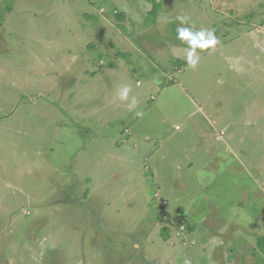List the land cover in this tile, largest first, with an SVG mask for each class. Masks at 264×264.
<instances>
[{"label":"rangeland","instance_id":"rangeland-1","mask_svg":"<svg viewBox=\"0 0 264 264\" xmlns=\"http://www.w3.org/2000/svg\"><path fill=\"white\" fill-rule=\"evenodd\" d=\"M178 27L217 38L194 68ZM199 127L200 160L169 137ZM263 237L264 0H0V264H264Z\"/></svg>","mask_w":264,"mask_h":264},{"label":"crops","instance_id":"crops-1","mask_svg":"<svg viewBox=\"0 0 264 264\" xmlns=\"http://www.w3.org/2000/svg\"><path fill=\"white\" fill-rule=\"evenodd\" d=\"M191 104V103H190ZM191 106H192V108H194L190 113H188V114H186L185 115V117L186 118H190V117H192L195 113H197V112H200V106H199V108L198 109H196V107L193 105V104H191ZM176 131V130H175ZM178 131H180V128L178 129ZM221 131H223V132H225V134H226V131H225V128H223V130H221ZM220 135V134H219ZM225 136V135H224ZM169 137L170 138H172L174 141H175V143L177 144V145H183V144H185L186 146H185V151L187 150V151H189V155L190 156H196L199 160H200V144H202V145H204V149H209L210 147H211V142H210V140H209V138L211 137V135L209 134V132L208 131H204L203 130V128L201 127H199L197 130H192V132H190V133H188V132H185V133H183V134H181V133H172L171 135H169ZM220 137H221V135H220ZM134 138H135V140H140V137H139V135H134ZM208 142H210V144H206V143H208ZM140 146L141 145H137V146H135L134 147V149H133V152L135 153V154H138V156H140ZM147 155H149L148 156V158H150L151 157V154H147V151L143 154V156L144 157H146ZM188 157V156H187ZM189 158V157H188ZM196 180V179H195ZM243 179H240V181H242ZM198 183H200V180L198 179V180H196ZM246 191V189L245 188H243V193ZM196 234V238H194L193 237V235H195ZM194 234V232L193 233H191L190 234V236H188L191 240H193V241H195V243H196V240H198V238H200V226H198L197 227V229H196V233ZM163 244H165L166 246V249H167V251L165 250V253H166V255L161 259V263H163V264H166L168 261H171V258H172V255L175 253V251L173 252V249H172V247H171V243H170V241H165ZM181 244V243H180ZM174 246V245H173ZM181 246H182V244H181ZM195 246V245H194ZM176 247V246H175ZM187 254H189V253H186V252H184L183 253V256H181V257H179V255L176 257V259L175 260H172L173 262L175 261H178V263H180L179 261L180 260H182V261H184L185 259H187L189 256L187 255ZM190 258H192V257H190Z\"/></svg>","mask_w":264,"mask_h":264},{"label":"clouds","instance_id":"clouds-1","mask_svg":"<svg viewBox=\"0 0 264 264\" xmlns=\"http://www.w3.org/2000/svg\"><path fill=\"white\" fill-rule=\"evenodd\" d=\"M177 20L180 21V24H186L188 22L187 17H177ZM177 36L179 39L187 42L188 47L186 61L190 67H195L199 61V54L197 51H191L194 46L196 49L199 48L201 50L213 48L217 43V38L212 31H193L190 27H178L177 28ZM130 91V87L128 85L123 86L119 91V99L124 101L128 97V93ZM135 106V101L129 105V109L131 110ZM140 115V113H137Z\"/></svg>","mask_w":264,"mask_h":264},{"label":"built area","instance_id":"built-area-1","mask_svg":"<svg viewBox=\"0 0 264 264\" xmlns=\"http://www.w3.org/2000/svg\"><path fill=\"white\" fill-rule=\"evenodd\" d=\"M179 225V227H178V235H181V236H183V239H181V237H180V240L183 242V244H182V246L183 245H189V239H188V237L187 236H185V232H186V227H185V225H184V222H181V223H179L178 224ZM192 245H190V246H194L193 244L194 243H191Z\"/></svg>","mask_w":264,"mask_h":264},{"label":"trees","instance_id":"trees-1","mask_svg":"<svg viewBox=\"0 0 264 264\" xmlns=\"http://www.w3.org/2000/svg\"><path fill=\"white\" fill-rule=\"evenodd\" d=\"M262 239V241L261 242H263L264 243V237L263 238H261Z\"/></svg>","mask_w":264,"mask_h":264}]
</instances>
